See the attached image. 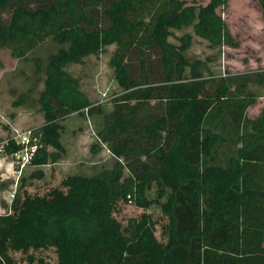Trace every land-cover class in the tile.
Instances as JSON below:
<instances>
[{
	"label": "trees",
	"instance_id": "16d2710c",
	"mask_svg": "<svg viewBox=\"0 0 264 264\" xmlns=\"http://www.w3.org/2000/svg\"><path fill=\"white\" fill-rule=\"evenodd\" d=\"M222 3L0 0V48L33 62L43 84L33 164L55 161L49 148L64 149L63 121L73 113L100 120L99 146L115 158L43 195L21 175L0 213V264H20L16 253L47 264L34 255L47 249L55 264H264V107L248 116L264 97V68L218 73L188 55L189 28L212 48L232 42L217 13ZM112 45L120 92L106 111L69 67ZM47 46L54 48L45 59L30 57ZM121 202L145 211L125 224L115 215ZM153 206L167 218L164 240L147 211Z\"/></svg>",
	"mask_w": 264,
	"mask_h": 264
},
{
	"label": "rangeland",
	"instance_id": "374dc122",
	"mask_svg": "<svg viewBox=\"0 0 264 264\" xmlns=\"http://www.w3.org/2000/svg\"><path fill=\"white\" fill-rule=\"evenodd\" d=\"M188 4L206 5L210 0H186ZM229 30L232 42L212 48L209 42L193 34L192 46L188 52L191 59L203 61L208 70L220 73H237L264 68V18L259 0H223L217 8ZM184 31H176L181 36ZM173 42L178 43L172 37ZM50 45V44H48ZM52 47H45L38 51L43 59ZM116 46L112 45L103 52L91 55L82 64L69 67L70 72L79 77L82 88L88 93L95 104L103 105L106 111L112 109L111 99L120 92L114 78V71L110 65ZM31 59V58H30ZM30 61V60H28ZM14 58L7 48H0V141L11 137L17 131L39 127L45 123L44 112L38 104L39 93L43 84H38L33 62ZM207 72V70H205ZM34 91H30V88ZM26 93L23 104H17L21 94ZM26 98V99H25ZM264 107V97L251 106L248 116L257 117ZM64 131L61 141L64 149L50 147L49 151L58 153L55 161L51 159L46 165H30L22 176L28 178L27 189L33 194H45L55 187H60L61 181L71 174L93 175L103 169L113 166L115 158L104 146H99L96 136L100 120L85 113H73L63 121ZM96 144L95 150L92 146ZM98 144V145H97ZM41 171L43 176L29 178L31 173ZM20 183L17 177L14 162L11 157L0 159V213L5 212L15 194L16 184ZM145 209L133 203L119 204L116 217L123 223L138 218ZM157 221V236L161 235L162 226L167 218L159 207L153 206L147 210ZM37 259L44 258L47 264H55L57 256L54 249L34 252ZM20 264H30L27 255L16 253ZM34 264H39L35 261Z\"/></svg>",
	"mask_w": 264,
	"mask_h": 264
},
{
	"label": "built area",
	"instance_id": "2783aa9c",
	"mask_svg": "<svg viewBox=\"0 0 264 264\" xmlns=\"http://www.w3.org/2000/svg\"><path fill=\"white\" fill-rule=\"evenodd\" d=\"M15 144L17 149L9 153L8 148ZM41 148L40 137L35 133L34 128L23 131H17L11 137L0 141V159L7 156L11 157L17 177L23 174L24 170L34 163L35 157ZM17 189V184L15 191ZM14 193L11 197L13 198Z\"/></svg>",
	"mask_w": 264,
	"mask_h": 264
}]
</instances>
